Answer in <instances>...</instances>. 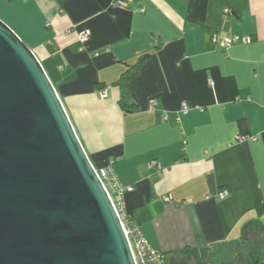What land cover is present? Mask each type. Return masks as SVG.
Here are the masks:
<instances>
[{
	"label": "crops",
	"instance_id": "obj_1",
	"mask_svg": "<svg viewBox=\"0 0 264 264\" xmlns=\"http://www.w3.org/2000/svg\"><path fill=\"white\" fill-rule=\"evenodd\" d=\"M122 1L0 0V19L41 63L92 166L113 161L131 187L127 222L164 264L264 234V0ZM214 34L250 42L217 48ZM141 58L123 109L118 81ZM244 255L264 264V250Z\"/></svg>",
	"mask_w": 264,
	"mask_h": 264
},
{
	"label": "water",
	"instance_id": "obj_2",
	"mask_svg": "<svg viewBox=\"0 0 264 264\" xmlns=\"http://www.w3.org/2000/svg\"><path fill=\"white\" fill-rule=\"evenodd\" d=\"M0 264H135L54 86L1 19Z\"/></svg>",
	"mask_w": 264,
	"mask_h": 264
},
{
	"label": "built area",
	"instance_id": "obj_3",
	"mask_svg": "<svg viewBox=\"0 0 264 264\" xmlns=\"http://www.w3.org/2000/svg\"><path fill=\"white\" fill-rule=\"evenodd\" d=\"M114 4L120 7L125 6V3L122 0H114ZM225 12H227L226 9ZM89 35L90 31L86 29L79 33V40L81 42H84ZM210 42L214 47L228 48L236 43H249L250 38L244 35H233L231 37L219 38L214 34L210 37ZM100 97H106V89H103L100 92ZM187 108L188 106L184 103L181 110L185 112ZM165 118L166 116H164V119ZM234 138L236 141H243L245 139V136L235 135ZM112 163L113 161H110L106 167L96 169V173L106 192L108 193L114 205V208L121 220L135 264H164L163 254L149 244V242L141 235L136 226L128 224L123 209V193L126 190H131V187H123L119 184L117 177L113 172ZM227 195V189H221L217 192V196L220 199L226 197ZM164 200H169V197H164Z\"/></svg>",
	"mask_w": 264,
	"mask_h": 264
},
{
	"label": "trees",
	"instance_id": "obj_4",
	"mask_svg": "<svg viewBox=\"0 0 264 264\" xmlns=\"http://www.w3.org/2000/svg\"><path fill=\"white\" fill-rule=\"evenodd\" d=\"M143 58V57H142ZM139 59L136 63L131 65L121 76L118 81L119 88H120V98L119 103L122 108H132L128 100V80L129 78L135 74L138 66L140 64ZM253 233L251 231H247V234L243 235L238 244L235 245L234 243H226V244H212L209 246L208 251V261L213 264H221L226 261H229L233 257L236 256L237 253H249V252H260L264 250V234L261 231L255 229Z\"/></svg>",
	"mask_w": 264,
	"mask_h": 264
},
{
	"label": "rangeland",
	"instance_id": "obj_5",
	"mask_svg": "<svg viewBox=\"0 0 264 264\" xmlns=\"http://www.w3.org/2000/svg\"><path fill=\"white\" fill-rule=\"evenodd\" d=\"M44 64V63H43ZM241 255L235 256L232 259H230L229 261H226L224 263L221 264H252L250 259L248 256H250V254L244 255L246 257L243 256V253H239ZM240 258V259H239ZM180 264H213L211 262L208 261V258H205L204 255L202 253H200L196 258H192L190 260H184V262H180Z\"/></svg>",
	"mask_w": 264,
	"mask_h": 264
}]
</instances>
